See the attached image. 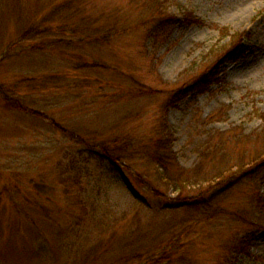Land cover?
Listing matches in <instances>:
<instances>
[{"label":"rangeland","instance_id":"374dc122","mask_svg":"<svg viewBox=\"0 0 264 264\" xmlns=\"http://www.w3.org/2000/svg\"><path fill=\"white\" fill-rule=\"evenodd\" d=\"M72 2L81 13L65 18L68 28L55 30L60 20L49 19L41 28L44 36L22 41L19 48L12 46L29 24L45 21L57 7ZM168 8L178 16L192 13L203 23L177 26L158 43L148 37L150 25L145 24L106 44L73 35L71 28L116 12L126 19L121 22L138 25L147 12L132 8L130 0H0V87L11 90L15 107L22 104L45 115L34 117L17 108L12 111L0 96V253L5 256L4 264H66L67 256L72 255L62 250L63 239L71 235L73 226L75 232L87 233L89 246L98 238L111 237L112 230L103 232L91 220L76 222L81 214L76 192H107L111 217L125 216L118 227L124 230L134 223L136 211L142 208L140 201L118 176L99 175L96 162L90 163L93 171L84 178L83 186L73 183L75 180H60L58 163L70 164L67 152L82 148L72 134L92 143L89 134L99 133L107 140L122 138L125 133L142 138L152 132L176 92L187 89L210 68L218 67L220 82L208 92L192 96L184 92L167 111L180 165L195 168L201 144L218 132H230L234 138L231 146L237 143V151H258L264 146V0H169ZM235 33L249 34L243 42L246 53L222 61L230 40L222 38ZM103 89L109 97L97 96ZM140 90L146 95H138ZM213 114L216 117L207 120ZM36 184L52 192L49 199L36 193ZM260 187L264 192V183ZM6 188L19 193L6 195ZM141 194L152 207L156 205L150 192L143 188ZM237 196L235 193L230 200ZM26 198L39 210L31 206L28 216H23L17 204ZM145 211L138 220L144 227L152 218L151 211ZM167 216L174 218L175 214L167 212ZM204 227L200 223L189 231L193 233L187 238L191 245L187 261L226 264V248L221 244L223 238L231 240L234 227L227 226L224 237V229L208 235ZM34 236L40 244H48L43 256L36 255ZM114 250L115 254L121 252ZM102 254L97 252L100 260ZM100 262L97 259L94 264ZM232 264H264V236L259 234L249 255Z\"/></svg>","mask_w":264,"mask_h":264},{"label":"trees","instance_id":"16d2710c","mask_svg":"<svg viewBox=\"0 0 264 264\" xmlns=\"http://www.w3.org/2000/svg\"><path fill=\"white\" fill-rule=\"evenodd\" d=\"M130 2L132 8H141L147 12V16L141 18L142 21L138 25L127 21L121 22L126 19L122 20L123 14L120 16L116 12L117 14H111L109 17H94L89 21H83L77 27L71 28L72 34L88 36L87 41L109 44L119 35L130 33L135 28L148 24L150 25L148 37L153 43H158L166 39L177 26L203 23L187 11L183 12V17L169 12V0ZM74 5L72 2L57 7L45 21L29 24L19 36L20 40L14 42L12 46L16 48L22 41L44 36L41 28L50 22L49 19L60 20L55 30L68 28V22H63L65 18L73 19L80 11V9L75 11ZM118 22L123 26L119 27ZM226 38L230 39L229 46H226L229 48L226 49L222 61L243 57L246 53L243 42L249 38V34H229L222 38V41ZM2 58H5V55ZM217 69L218 67H213L206 70L199 74L187 89L177 91L172 101L163 107L164 111L158 117L152 132L142 138L125 133L122 138L117 136L107 140L99 133L89 134L90 140L94 141L92 143L85 141L81 135L72 134V138L77 140L82 148L77 152H67L72 159L70 164L58 163L57 173L60 180L63 182L75 180L73 183L83 186L84 178L89 177L93 171L89 168L90 163L96 162L100 170L99 175L118 176L131 196L140 201L142 208L136 211L137 214L135 213L133 217L135 222L123 230L118 224L125 216L111 217L113 215L109 212L111 209L107 208L109 202L107 192H76L81 208V214L78 215L76 222L80 224V221L88 219L97 227L101 225L102 230H106L103 232L112 230L113 233L111 237L96 239V243L89 246L85 241L87 233L80 230L75 232L73 226L72 231L70 230L71 235L63 239L62 250L65 254L72 255L70 259L67 256L66 264H94L97 259L103 261L99 264H192L191 261H187L191 255V245L187 238L193 233L189 231L198 227L200 223L207 227L208 235L214 234L216 229H224L223 237L228 233V230H225L227 226L234 227L231 240L223 238L221 244L226 248L224 256L226 264H232L242 256L249 255L259 234L264 236V192L260 187L261 183H264V146L258 151L257 148L251 151L244 149L237 151V143L231 146L234 140L232 134L218 132L201 144L198 165L191 169H185L180 165L178 153L174 150L177 139L168 123L167 111L181 100L184 92L186 95L189 92L192 96L195 93L208 92L213 85L218 84L220 74ZM10 91L6 90V87H0V96L4 99L6 108L11 110L17 108L21 113L34 117L45 116L38 110L24 107L18 100L15 101L19 102L21 107H15V102H12L9 96ZM105 93L103 89L97 96L109 97ZM146 93L145 90H140L138 95ZM119 96L121 98L122 93ZM215 117L216 114H213L207 120H213ZM54 124L59 126L58 123ZM116 128H119L117 124ZM66 131L63 129V132ZM35 187L40 197L46 196L49 199L52 192H45V185L36 184ZM143 188L157 201L154 207L150 205L148 198L141 194ZM18 193L9 192L8 188L4 192L11 196ZM235 193L238 196L236 200L231 201L230 197ZM173 194L175 195L172 196ZM13 202L17 204L15 199ZM31 206L39 210V206L33 205L29 198L17 204V209L23 216H28ZM40 209L43 212L44 209ZM145 210L151 211L152 218L148 226L144 227L139 225L138 220L144 218ZM167 212L175 214L174 218L167 216ZM99 221L103 223H98ZM74 234L76 237H72ZM34 237L36 255L43 256L48 244L44 241L40 244L41 241L37 242V236ZM114 249L121 252L115 254ZM97 252H103V256H100L102 260L97 256ZM4 258L5 256L0 253V264L6 263ZM105 258L108 259L104 260Z\"/></svg>","mask_w":264,"mask_h":264}]
</instances>
